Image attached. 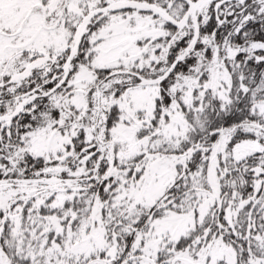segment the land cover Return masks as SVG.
I'll use <instances>...</instances> for the list:
<instances>
[{
  "label": "snow or ice",
  "instance_id": "1",
  "mask_svg": "<svg viewBox=\"0 0 264 264\" xmlns=\"http://www.w3.org/2000/svg\"><path fill=\"white\" fill-rule=\"evenodd\" d=\"M0 264H264V0H0Z\"/></svg>",
  "mask_w": 264,
  "mask_h": 264
}]
</instances>
